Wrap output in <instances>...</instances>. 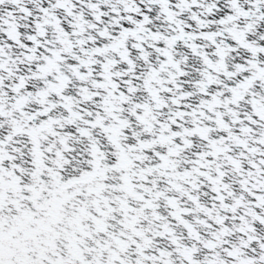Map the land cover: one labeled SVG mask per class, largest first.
Instances as JSON below:
<instances>
[{
	"label": "snow or ice",
	"instance_id": "obj_1",
	"mask_svg": "<svg viewBox=\"0 0 264 264\" xmlns=\"http://www.w3.org/2000/svg\"><path fill=\"white\" fill-rule=\"evenodd\" d=\"M0 264H264V0H0Z\"/></svg>",
	"mask_w": 264,
	"mask_h": 264
}]
</instances>
